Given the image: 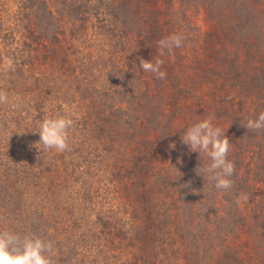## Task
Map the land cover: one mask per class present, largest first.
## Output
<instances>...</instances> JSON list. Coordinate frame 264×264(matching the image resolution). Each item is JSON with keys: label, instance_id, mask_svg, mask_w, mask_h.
<instances>
[{"label": "rangeland", "instance_id": "rangeland-1", "mask_svg": "<svg viewBox=\"0 0 264 264\" xmlns=\"http://www.w3.org/2000/svg\"><path fill=\"white\" fill-rule=\"evenodd\" d=\"M93 1L0 0V231L51 242L53 264H264V129L244 127L264 112V0ZM53 115L74 121L64 152L36 147ZM209 117L227 190L181 141Z\"/></svg>", "mask_w": 264, "mask_h": 264}, {"label": "clouds", "instance_id": "clouds-1", "mask_svg": "<svg viewBox=\"0 0 264 264\" xmlns=\"http://www.w3.org/2000/svg\"><path fill=\"white\" fill-rule=\"evenodd\" d=\"M182 45V37L179 34H171L158 42L159 54L163 56L165 51L171 52L173 48ZM163 60L155 61L140 59L139 68L152 73L158 79H164L166 72L161 69ZM0 97V100H3ZM74 121L66 115L46 116L39 124L37 145H43L44 149H54L64 152L68 149V135ZM247 129H264V112L255 119H249L244 126ZM219 126L213 123L212 118L197 120L184 129L181 141L188 146L191 152L205 154L209 163L203 168L208 178L215 182L217 189L227 190L232 186L231 177L235 171L234 162L228 159L230 141ZM175 148V143L170 145ZM199 174V173H198ZM200 175V174H199ZM203 177V176H202ZM204 178V177H203ZM52 244L40 237L19 234L10 231H0V264H53L50 255Z\"/></svg>", "mask_w": 264, "mask_h": 264}, {"label": "trees", "instance_id": "trees-1", "mask_svg": "<svg viewBox=\"0 0 264 264\" xmlns=\"http://www.w3.org/2000/svg\"><path fill=\"white\" fill-rule=\"evenodd\" d=\"M99 1H100V2H98V3H94V1H93L94 4H92V7H93L94 10L97 11V12H98V11L100 10V8H101L100 5L103 4L101 0H99ZM130 1H131V0H123L122 3H123V2L126 3L124 7L122 6L123 4H121V3H119V2H116L115 0H114V1H111V6H110L109 4H108V6L111 8V10H112L115 6H118V7H120V8L123 9L122 12L124 13V12L127 11V9H126V11H124V8H125V7H129V3H130ZM42 4H43V3H42ZM45 6H46V3H45ZM127 12H128V11H127Z\"/></svg>", "mask_w": 264, "mask_h": 264}]
</instances>
